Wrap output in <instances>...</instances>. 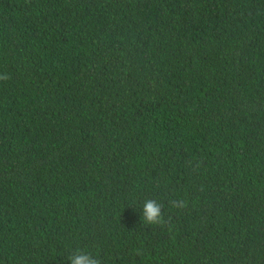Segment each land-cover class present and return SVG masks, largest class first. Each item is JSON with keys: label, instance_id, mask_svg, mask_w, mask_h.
I'll return each mask as SVG.
<instances>
[{"label": "trees", "instance_id": "16d2710c", "mask_svg": "<svg viewBox=\"0 0 264 264\" xmlns=\"http://www.w3.org/2000/svg\"><path fill=\"white\" fill-rule=\"evenodd\" d=\"M0 75V264H264V0H0Z\"/></svg>", "mask_w": 264, "mask_h": 264}, {"label": "clouds", "instance_id": "9594fccd", "mask_svg": "<svg viewBox=\"0 0 264 264\" xmlns=\"http://www.w3.org/2000/svg\"><path fill=\"white\" fill-rule=\"evenodd\" d=\"M10 77L7 75H0V81L8 80ZM173 208H183L184 202H171ZM163 205L157 203L154 200H149L143 205L142 220L150 225L163 224L162 216ZM71 264H100V260L94 257L91 253L86 252L82 249H76L72 255L68 257Z\"/></svg>", "mask_w": 264, "mask_h": 264}]
</instances>
